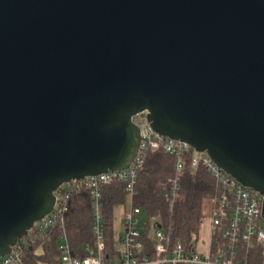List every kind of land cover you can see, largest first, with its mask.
<instances>
[{
	"label": "water",
	"instance_id": "1",
	"mask_svg": "<svg viewBox=\"0 0 264 264\" xmlns=\"http://www.w3.org/2000/svg\"><path fill=\"white\" fill-rule=\"evenodd\" d=\"M138 114L264 195V0H0V256Z\"/></svg>",
	"mask_w": 264,
	"mask_h": 264
},
{
	"label": "built area",
	"instance_id": "2",
	"mask_svg": "<svg viewBox=\"0 0 264 264\" xmlns=\"http://www.w3.org/2000/svg\"><path fill=\"white\" fill-rule=\"evenodd\" d=\"M140 128L137 155L127 169L108 171L79 180L64 194L56 196L53 210L30 229L28 240L17 242L10 252L0 256V264H27L24 249L51 230L64 227L62 211L69 193L84 189L92 200V235L83 253L72 252L65 231L61 233L57 264H264V195L241 184L221 169L206 152L194 150L187 142L155 132L144 117L136 122ZM163 150L174 157V177L164 183V199L173 203L178 190V176L184 170L183 158L192 151L190 165L203 168L216 186L211 216L202 225L201 234L189 247L172 237L170 228L152 216H142L133 203L137 171L149 150ZM114 181L124 183L130 210L124 217L122 248L108 259L104 241L102 191ZM29 230V231H30ZM63 230V229H62Z\"/></svg>",
	"mask_w": 264,
	"mask_h": 264
},
{
	"label": "trees",
	"instance_id": "3",
	"mask_svg": "<svg viewBox=\"0 0 264 264\" xmlns=\"http://www.w3.org/2000/svg\"><path fill=\"white\" fill-rule=\"evenodd\" d=\"M192 151L183 158L185 167L178 176V190L173 203L164 199V183L174 177V157L163 150H149L141 167L137 171L134 185L133 203L139 207L142 216H152L157 223L170 228L172 237L184 246H192L201 234L202 221L205 218L204 207L216 192V186L207 172L190 165ZM74 180L63 184L55 192L61 195L70 187L79 184ZM102 214L104 241L108 259L118 255L114 239V209L125 201L124 183L114 181L102 191ZM212 201V200H211ZM92 200L88 192L79 189L69 193L62 211L64 227L55 228L43 239H36L24 249L27 264H57L59 261L61 233L65 231L71 250L76 255L83 253V247L93 241L92 235ZM63 229V230H62ZM32 230L18 242L28 240ZM121 240V239H120ZM259 262H255L257 264Z\"/></svg>",
	"mask_w": 264,
	"mask_h": 264
},
{
	"label": "rangeland",
	"instance_id": "4",
	"mask_svg": "<svg viewBox=\"0 0 264 264\" xmlns=\"http://www.w3.org/2000/svg\"><path fill=\"white\" fill-rule=\"evenodd\" d=\"M144 117V114H138L136 115L133 120L134 122H138L140 118ZM213 209V203L211 200L207 201L204 207V214L205 218L202 221L203 224L211 216ZM130 210V204H129V199L128 197L125 198V201L122 202L121 204L117 205L114 209V224H113V232H114V239L116 242L117 248L120 250L122 248L120 239L121 236L124 233V226H123V221L125 214Z\"/></svg>",
	"mask_w": 264,
	"mask_h": 264
},
{
	"label": "crops",
	"instance_id": "5",
	"mask_svg": "<svg viewBox=\"0 0 264 264\" xmlns=\"http://www.w3.org/2000/svg\"><path fill=\"white\" fill-rule=\"evenodd\" d=\"M123 226H124V221H123ZM124 230V229H123ZM122 237V236H121Z\"/></svg>",
	"mask_w": 264,
	"mask_h": 264
}]
</instances>
